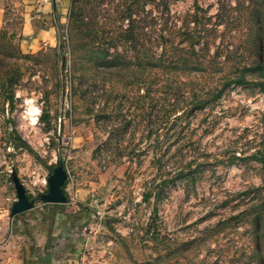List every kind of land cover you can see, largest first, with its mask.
<instances>
[{"label": "rangeland", "instance_id": "obj_1", "mask_svg": "<svg viewBox=\"0 0 264 264\" xmlns=\"http://www.w3.org/2000/svg\"><path fill=\"white\" fill-rule=\"evenodd\" d=\"M128 3L132 25L145 14L142 29L157 52V0H57L54 37L31 45L19 33L26 6L10 1L0 27V239L40 215L36 195L61 161L73 211L58 216L73 221L65 233L80 236L73 264H264V0H168V52L191 41L197 62L169 71L174 93L159 92L157 67L149 83L140 81L138 43L100 49L124 54L114 64L96 59L87 32L107 40L126 26L120 11ZM37 14L43 28L53 21ZM241 72L246 81L210 98ZM195 90L208 98L199 109ZM29 98L41 108L34 126L24 119ZM161 102L168 115L158 125ZM12 175L33 204L10 215ZM57 218L53 229L64 232Z\"/></svg>", "mask_w": 264, "mask_h": 264}, {"label": "crops", "instance_id": "obj_2", "mask_svg": "<svg viewBox=\"0 0 264 264\" xmlns=\"http://www.w3.org/2000/svg\"><path fill=\"white\" fill-rule=\"evenodd\" d=\"M10 1L12 0H0V27L8 19ZM16 1L26 6L25 11H22L23 19L19 30L22 42L25 39L28 45L35 44L39 39L50 42L55 33V3L57 0H46V3L43 0ZM38 11H41V17H45L46 20L51 18L53 21H47L48 23L43 28L41 22L35 17L39 15ZM43 205L38 217L33 218L30 214L22 218V231L17 224L18 228L14 232L10 231L0 239V264H73L72 255L77 245L76 239L80 236L75 231L72 235L65 233L72 231L71 228L65 229V226H71L73 221L69 220L71 221L69 224L64 219H70V217L58 216L61 211L68 213L73 211V208L70 209L66 202H44ZM56 218L58 222L59 219L63 222L61 226L64 232L58 230L60 224L53 229L52 220Z\"/></svg>", "mask_w": 264, "mask_h": 264}, {"label": "trees", "instance_id": "obj_3", "mask_svg": "<svg viewBox=\"0 0 264 264\" xmlns=\"http://www.w3.org/2000/svg\"><path fill=\"white\" fill-rule=\"evenodd\" d=\"M129 6H130V3H128L126 6H124V8L121 9V11H120L121 12L120 14L122 16L128 17V22L126 23V26L122 27L121 29L118 28L116 33L113 34L112 36H109V38L107 40H105L103 38L98 39V40L94 39L95 35L94 36H91V35H93L94 33L96 34L97 30H95L93 34L91 31L87 32V35H86L87 41L98 43V45L96 46V48L94 50V51L98 50V52L96 53L97 54L96 59H100L101 61L103 59V61L108 63V64H110V63L114 64L115 61H113V60L119 58L120 56H122L124 58V54L120 51L115 50L114 51L115 53L113 55H111V57H104L103 54L101 53V50L104 49L106 45H109L112 48H116V44H115L116 40H121V39L124 41L123 42L124 44L126 43V41H128L127 42L128 45L132 48H135V44L138 43L139 46L136 50L139 52L137 54V57L139 58L137 60V63L139 65V70H140V72L138 74V78L140 79V81L143 82L144 84L149 83L148 75H149L150 69L152 67H157V69H159L160 72L162 73V75L164 76L163 82L161 84H158L159 92L166 90V91H172L171 93H174L175 90H169L170 83L172 81V77H171V74H168V73H169V71H172L174 69H185L186 67L196 66L197 62H193L191 57H190V54H189L193 49L192 42L190 41L187 45L179 46V48H178L179 51L176 52V54H173L172 52L171 53L168 52V47H171V45L168 42L169 36H167L164 33V31L168 30L167 18H168L169 12H170L169 7H168V0H157V7H159L158 18L160 19V22L157 26L158 31L156 32V37H157L156 42L158 43L160 48L157 52H154V51L152 52L149 44H147V42L149 40L148 31L145 29H142L143 24H145V22H146L145 21L146 16H145V14H143L141 16L140 19H142V21L140 24H137V25L133 24L132 25L131 24L132 20L129 18L131 15V13L129 11ZM89 30H92V29H89ZM138 37L141 40H139ZM167 42L169 44L168 46H167ZM103 44H105V45H103ZM116 63H118V62H116ZM252 70L250 68H245L246 72H251ZM244 75H245L244 72H241L239 74L233 75L232 78H229V79L225 78L224 80H222L220 86L217 88H214V92L211 93L210 98L219 96L222 89H224V87H226L230 81L235 82V83L246 81L245 80L246 78ZM11 84H12V82L10 80L7 88L10 89ZM259 84H260V88L262 89L263 94H264L263 82L259 81ZM146 86H147V84H146ZM146 88H145V90H146ZM10 91L8 93H10ZM191 95L194 96V100H192V102H193L192 107L199 109V108L205 106V104H207L208 98L206 96H205V98L204 97L200 98L196 90L193 91L191 93ZM10 96L11 95H9L8 97H10ZM160 97L162 98V100L164 98H166L163 95H161ZM167 100H168V104L170 105L171 110L174 111L173 109L178 104L175 102V100H174V98H172V96H171V99L167 98ZM180 114H181V112H177V110H175L173 112V115H172L173 119L178 118L180 116ZM167 115H168V110L165 109L164 104L161 102L157 107V112L155 115V119H156L155 124L159 125V124L163 123V121L165 120ZM146 121H149L148 117L146 118ZM153 123H154V121H153ZM150 131H151V129L147 128L146 134H148ZM259 153L261 155L259 160L261 161V163L264 166V152L259 150ZM157 159H159V157ZM184 167H186V168H183V166L179 167L176 170V172L180 173L184 169H190L189 165H185ZM167 179L170 180L171 178L167 177ZM165 181H166V178H162L158 182L163 183ZM161 183H159V184H161ZM63 192L65 194L64 188H63ZM147 195H148V193H145L143 195V197L145 198V197H147ZM261 202L264 204V193H263V197L261 199ZM47 203H50V202H47ZM52 203H56V202H52ZM19 212H16L14 214H17Z\"/></svg>", "mask_w": 264, "mask_h": 264}, {"label": "water", "instance_id": "obj_4", "mask_svg": "<svg viewBox=\"0 0 264 264\" xmlns=\"http://www.w3.org/2000/svg\"><path fill=\"white\" fill-rule=\"evenodd\" d=\"M13 188L15 191V198L12 200L9 213L10 215L30 208L33 204V197H29L25 191L24 186L12 175ZM66 179V169L61 161L52 166L51 170L46 176V188L40 192L36 197L40 198L43 202H64L66 196L63 192V186Z\"/></svg>", "mask_w": 264, "mask_h": 264}, {"label": "clouds", "instance_id": "obj_5", "mask_svg": "<svg viewBox=\"0 0 264 264\" xmlns=\"http://www.w3.org/2000/svg\"><path fill=\"white\" fill-rule=\"evenodd\" d=\"M17 97L22 95L21 92L16 93ZM25 113L24 119L28 122L29 125H35L37 123L38 117L41 114V108L37 106L35 98L25 99Z\"/></svg>", "mask_w": 264, "mask_h": 264}]
</instances>
